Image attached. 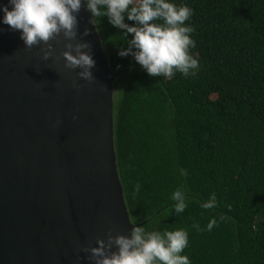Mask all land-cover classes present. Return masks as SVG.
Listing matches in <instances>:
<instances>
[{
  "label": "trees",
  "instance_id": "obj_1",
  "mask_svg": "<svg viewBox=\"0 0 264 264\" xmlns=\"http://www.w3.org/2000/svg\"><path fill=\"white\" fill-rule=\"evenodd\" d=\"M172 2L194 10L186 24L195 28V75H147L117 55L126 47L120 30L106 17L98 25L118 74L113 141L130 220L149 231L184 228L182 255L191 264H264V0ZM177 188L188 197L179 215L171 200ZM213 192L216 207L202 209ZM212 219L217 225L207 231Z\"/></svg>",
  "mask_w": 264,
  "mask_h": 264
},
{
  "label": "water",
  "instance_id": "obj_2",
  "mask_svg": "<svg viewBox=\"0 0 264 264\" xmlns=\"http://www.w3.org/2000/svg\"><path fill=\"white\" fill-rule=\"evenodd\" d=\"M89 19L82 4L73 43L90 45L91 83L64 68L62 37L43 61L38 46L25 48L18 31L0 24V264H90L81 248L137 227L114 150L118 74Z\"/></svg>",
  "mask_w": 264,
  "mask_h": 264
},
{
  "label": "clouds",
  "instance_id": "obj_3",
  "mask_svg": "<svg viewBox=\"0 0 264 264\" xmlns=\"http://www.w3.org/2000/svg\"><path fill=\"white\" fill-rule=\"evenodd\" d=\"M82 4L90 14L89 23L97 31L105 17L109 25L120 30L126 47L119 48L117 55L120 58L130 56L147 75L172 78L180 73L188 77L199 70V61L190 53V49L196 47L192 38L195 28L186 24L194 10L186 3L177 4L172 0H8L7 5H0V24L18 31L25 48L38 46L43 61L54 56L53 45L49 42L62 37L67 41L66 50L61 53L64 68L77 70L79 80L91 83L95 79L91 71L95 60L90 45L73 43L78 38L77 15ZM125 20L133 23L129 25ZM88 35L85 28L79 40ZM73 87L80 86L73 82ZM179 173L183 178L188 170L179 169ZM140 189L137 185L135 191ZM186 193L187 189L177 188L171 195L172 208L177 215L188 206ZM216 205L217 197L213 192L201 207L207 210ZM216 225V219H212L206 230L211 231ZM191 227L196 231L205 230L198 223ZM188 236L184 228L149 231L144 226H134L127 236H113L109 231L106 239L95 241L96 247H84L80 251L89 254L86 258L90 264H191L189 257L182 255L189 245Z\"/></svg>",
  "mask_w": 264,
  "mask_h": 264
}]
</instances>
